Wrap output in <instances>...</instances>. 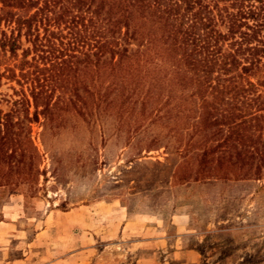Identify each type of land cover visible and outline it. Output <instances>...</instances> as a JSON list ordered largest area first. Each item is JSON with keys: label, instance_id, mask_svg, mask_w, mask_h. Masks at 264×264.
<instances>
[{"label": "trees", "instance_id": "trees-1", "mask_svg": "<svg viewBox=\"0 0 264 264\" xmlns=\"http://www.w3.org/2000/svg\"><path fill=\"white\" fill-rule=\"evenodd\" d=\"M3 80L18 87L0 109L9 165L36 151L31 123L73 112L87 130L95 116L160 122L145 150L175 136L195 182L264 181V0H0Z\"/></svg>", "mask_w": 264, "mask_h": 264}, {"label": "rangeland", "instance_id": "rangeland-1", "mask_svg": "<svg viewBox=\"0 0 264 264\" xmlns=\"http://www.w3.org/2000/svg\"><path fill=\"white\" fill-rule=\"evenodd\" d=\"M73 114L31 123L23 164L0 154V264H264V181L195 182L175 136L145 150L160 122L95 116L87 130Z\"/></svg>", "mask_w": 264, "mask_h": 264}]
</instances>
